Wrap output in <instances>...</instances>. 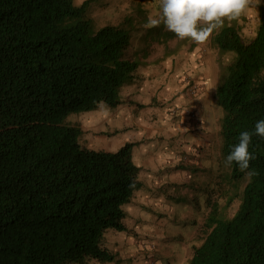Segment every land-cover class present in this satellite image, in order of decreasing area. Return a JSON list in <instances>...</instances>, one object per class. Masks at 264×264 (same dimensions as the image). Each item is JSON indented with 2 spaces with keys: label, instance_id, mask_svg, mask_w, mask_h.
<instances>
[{
  "label": "trees",
  "instance_id": "16d2710c",
  "mask_svg": "<svg viewBox=\"0 0 264 264\" xmlns=\"http://www.w3.org/2000/svg\"><path fill=\"white\" fill-rule=\"evenodd\" d=\"M257 8L251 38L235 20L211 35L220 53L234 52L214 91L224 164L240 132L264 119V0ZM130 21L95 28L85 2L0 0V264L114 258L104 234L124 229L122 206L142 186L135 143L115 151L80 146L79 128L63 121L122 102L120 89L139 65L128 53ZM159 35L158 42L176 38L168 30ZM249 150L254 175L227 166L228 184L244 182L236 209L222 216L207 199L187 264H264V139L253 135Z\"/></svg>",
  "mask_w": 264,
  "mask_h": 264
},
{
  "label": "rangeland",
  "instance_id": "374dc122",
  "mask_svg": "<svg viewBox=\"0 0 264 264\" xmlns=\"http://www.w3.org/2000/svg\"><path fill=\"white\" fill-rule=\"evenodd\" d=\"M73 1L76 5H80L83 2L86 3L88 14L92 18L95 28L106 24H117L124 18L129 21H134L135 24L133 26L135 27L133 33L131 34L132 46L137 45L139 42L148 40V38L139 37V32L141 30L146 31L145 36L147 37H151L153 33L157 34V37L153 38L154 41H157L158 38H160L159 28L164 27L161 23L157 27L148 28V30H145L144 28L149 17H156L160 12L159 0ZM258 20V8L256 5L247 15L242 16L239 20H235V24L240 27V32L245 38H251L256 32V28L259 23ZM165 30L167 29L165 28L162 31ZM186 41L187 39L180 40L176 37L164 41L163 43L167 44L169 42V44L181 45ZM161 43L162 42H158L157 44L160 45ZM194 44L198 45L195 42L193 45ZM199 45L202 49L207 48L206 44ZM210 47H212V45ZM189 48L190 47H187V50H189ZM210 51H212V49ZM131 52L132 48L130 47L128 49V53ZM215 53H217L220 61V68L217 73V77L209 79L206 86L202 88L200 87L196 95H190L185 91V94L189 96L187 103H191L188 107H186V111H184L187 112V114L189 110L194 108L198 112V109L196 108L198 106L197 104L203 99L200 96L201 91L205 90V92H207V97H205V100L203 101L206 107L204 109L205 116L203 119L200 118L201 124H199V127L192 128V126H190L193 130L200 129L204 120L207 119V121H209L211 118H214L212 116L213 109L207 106H210V101H214L215 84L222 79L225 64H228L234 58L233 51L219 53L215 52V49H213L212 54L215 55ZM168 56H175V54L170 53ZM136 60L138 61V64L141 65L139 59L137 58ZM185 76H191L192 80L195 81V76L190 75L189 72H184L183 77ZM126 85L128 84H125L124 86ZM182 86L184 89L183 84ZM213 105L215 111L217 112L216 116L220 117L222 115L221 107L216 104V102ZM135 107L134 103H131V108L134 109ZM113 109L114 107H108L101 104L95 109L71 112L64 118L63 123L79 128L80 134L78 136V143L80 146H85L94 150L104 149L107 151H113L116 146L119 148L120 144L124 145L127 143L130 135L137 133L133 132L132 129H129L127 132L117 131L115 135L110 137V128H117L119 124L118 122L121 119L120 116L123 114L120 113L104 123L105 121L102 117L110 114L112 116V111H114ZM141 113L142 112H140L139 115H141ZM129 117L132 118L131 116ZM189 124L191 125L192 123L189 121ZM129 128H131V124L129 125ZM146 147L157 149L158 141H153L146 145ZM219 147L220 137L218 133L213 137V143L210 147V149H212V153H209L206 166L193 170L184 169L186 172L181 173H183L185 181L182 185L175 188V191H172V195L170 197H167L165 193L160 194V196H156V194L150 195V193L146 191L149 196L148 198L141 194L132 197V194L129 201L123 204L122 209L124 211V216L122 221L124 229L121 231L122 233L127 234L133 233V238H136L138 243H140L144 249L147 248L150 250V252L146 250L143 252L146 259L151 258V256L157 259V256L159 261L156 264H187L192 253V246L199 244L200 242L198 230L204 223L209 210V207L207 206V199L210 198V201H215L217 203L218 212L220 211L222 216H230L236 209L244 182L228 184L226 178L228 168L220 160ZM200 150L201 146L199 147V151ZM160 152V150L157 152L155 151L152 155H150L151 151H148V153L145 154V158L152 159L154 154ZM190 153L191 151L189 147L186 151V155L190 156ZM192 155L193 151L191 156ZM140 160L143 161V157L140 156ZM229 197L232 198V201L228 206H225L224 203ZM137 208H140L142 212H140ZM137 212H139L140 215H137ZM137 216L139 217L137 218ZM145 216H147V218H144ZM152 217H156L157 221L155 219V222L147 225V219L150 218L152 220ZM132 224L136 226V231L132 230L134 227H131ZM120 242L121 240L118 239L114 246L119 247ZM149 243H153L154 247L149 248ZM105 244L106 246H109V243ZM119 256L121 257L122 253L114 254V258L107 263H115ZM151 264H154V262Z\"/></svg>",
  "mask_w": 264,
  "mask_h": 264
},
{
  "label": "crops",
  "instance_id": "0c3cea01",
  "mask_svg": "<svg viewBox=\"0 0 264 264\" xmlns=\"http://www.w3.org/2000/svg\"><path fill=\"white\" fill-rule=\"evenodd\" d=\"M144 28L148 30L149 27L145 26ZM159 29L160 33L165 27ZM145 34L146 31L141 30L139 37H145L148 40L130 46L132 48L130 59L136 60L138 58L141 62V65H138L134 80L121 87L120 99L122 102L114 107L112 116L111 114L105 115L102 119L106 123L110 118L123 113L117 128H110V137L115 135L117 131L127 132L132 129L133 132H137L130 135L127 142L135 143L131 149L132 160L139 167L138 177L142 182V186L134 191L132 197L141 194L148 198L147 192L150 195L156 194V196L165 193L167 197H170L172 191L184 183L185 178L181 173L186 172L184 169L193 170L206 166L209 153H212L210 147L213 143V137L218 134V120L220 118L216 116L217 112L214 109L215 100L210 101V106L207 107L213 109L212 116L214 118L209 121L204 120L200 129H192L194 126L189 124V116L187 112H184L191 103H187L189 96L185 94L183 89L182 77L184 72H189L190 75L195 76V81L199 87H205L209 79L216 78L219 72V57L217 53L212 54L213 49L215 52L219 51L211 43V36L204 43L207 48L202 49L199 44L193 45L194 42L188 39L181 45L169 44V42L167 44L162 42L158 45V40L154 41L153 39L157 37V34L153 33L152 38L145 36ZM211 45L212 47H210ZM187 47H190L189 50ZM211 49L212 51H210ZM170 53L175 54V56L169 57L168 54ZM200 96L203 99L200 100L196 108L200 118L203 119L206 108L203 101L207 97V92L201 91ZM131 103L136 106L134 109L131 108ZM140 112H142L141 115H139ZM130 124L131 128H129ZM153 141H158V148H147L146 145ZM121 146L122 144L119 147ZM200 146L201 150L199 151ZM117 147L113 151L117 150ZM189 147L190 156L192 151L194 154L191 157L186 155ZM159 150L161 152L154 154L152 159L145 158L148 151H151L150 155H152L153 152ZM140 156L143 157V161L140 160ZM137 209L142 212L140 208ZM137 215L140 213L137 212ZM155 219L157 221L156 217H152V220L147 219V225L155 222ZM133 226L134 224L131 225V227ZM132 230L136 231V226ZM118 239L121 240L119 247L114 246ZM105 243H109V246H106ZM103 244L114 254L122 253V256H119L118 260L112 264H151L152 262L156 264L159 261L157 256V259L153 256L149 259L145 258L143 252L145 250L150 252V250L144 249L136 238H133V233L127 234L119 230L109 229L104 234ZM86 264L109 263L92 259Z\"/></svg>",
  "mask_w": 264,
  "mask_h": 264
},
{
  "label": "clouds",
  "instance_id": "9594fccd",
  "mask_svg": "<svg viewBox=\"0 0 264 264\" xmlns=\"http://www.w3.org/2000/svg\"><path fill=\"white\" fill-rule=\"evenodd\" d=\"M259 2L260 0H159L160 12L156 17H149L146 27H157L162 23L178 39L204 44L215 30L223 27L226 20H239ZM253 135L264 139V119L256 122L254 130L240 132L238 143L232 146L225 159L226 167L235 163L246 175L255 174L247 171L251 161L255 159L249 150Z\"/></svg>",
  "mask_w": 264,
  "mask_h": 264
},
{
  "label": "built area",
  "instance_id": "2783aa9c",
  "mask_svg": "<svg viewBox=\"0 0 264 264\" xmlns=\"http://www.w3.org/2000/svg\"><path fill=\"white\" fill-rule=\"evenodd\" d=\"M182 84L184 85V90L188 92L190 95H196L200 88L198 84L196 83V81L192 80L191 76L183 77ZM188 116L193 126L199 127V124H201L200 116L195 108L188 111ZM148 246L149 248L154 247L153 243L152 244L149 243Z\"/></svg>",
  "mask_w": 264,
  "mask_h": 264
}]
</instances>
